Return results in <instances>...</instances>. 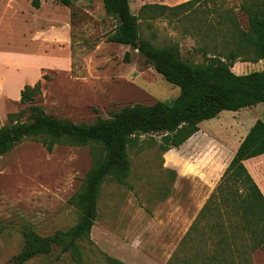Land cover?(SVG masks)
Here are the masks:
<instances>
[{
    "label": "rangeland",
    "instance_id": "1",
    "mask_svg": "<svg viewBox=\"0 0 264 264\" xmlns=\"http://www.w3.org/2000/svg\"><path fill=\"white\" fill-rule=\"evenodd\" d=\"M129 1L138 15L146 3L175 5L186 0ZM221 2L246 26V15L239 10L241 0ZM206 17L213 20V14ZM138 23L142 37L157 45L176 44L188 61L205 60L197 50L203 42L185 31L192 25L189 19L139 17ZM115 26L101 0H74L67 7L40 0L39 8L31 0H0V126L8 113L24 107L18 96L22 87L39 79V103L45 111L78 123L108 118L133 103H171L179 87L158 74L137 49L108 42ZM262 69V60H237L232 65L236 74ZM44 74L47 79L41 78ZM258 118L264 122V102L238 111L223 110L199 123L201 133L194 140L209 145L191 151L161 152L160 134L140 135L138 144L128 147L127 184L106 181L102 185L98 217L90 232L92 243L82 242L83 264H108L105 255L126 264H167L214 192L232 151ZM91 163L88 145L60 143L48 152L34 140H24L0 156V264H12L21 250L22 228L51 235L77 221V211L68 200ZM255 165L264 169V155L246 163L253 172ZM251 260L264 264L263 251L254 250ZM25 264L75 263L54 247L50 254Z\"/></svg>",
    "mask_w": 264,
    "mask_h": 264
},
{
    "label": "trees",
    "instance_id": "2",
    "mask_svg": "<svg viewBox=\"0 0 264 264\" xmlns=\"http://www.w3.org/2000/svg\"><path fill=\"white\" fill-rule=\"evenodd\" d=\"M53 1L67 7L74 0ZM221 1L146 3L137 15L129 0H101L106 15L116 22L106 40L137 49L158 74L178 86L179 93L171 103H133L108 118L78 123L45 111L39 103L41 79L22 87L19 103L24 107L8 113L0 126V156L24 140H34L48 152L60 143L88 145L92 163L79 189L68 200L77 211V221L51 235H40L27 226L22 228L23 246L12 257V264H25L48 255L54 247L61 254L67 253L75 264H83L82 242L92 243L90 232L98 217L102 185L106 181L127 184L131 165L128 147L137 145L140 135L160 134L158 147L166 152L179 148L195 134L201 121L214 118L223 110L238 111L264 102V69L244 74L232 71L237 60L264 61V0H241L239 10L246 15V26ZM31 4L39 8L40 0H31ZM206 14H213V20L203 18ZM160 16L192 22L185 31L203 42L197 48L205 58L203 62L183 59L176 44L157 45L141 36L139 17ZM125 55L128 58V53ZM259 155H264V122L258 118L240 141L214 192L167 264H252L254 250L264 253V195L244 163ZM105 260L108 264H126L109 255H105Z\"/></svg>",
    "mask_w": 264,
    "mask_h": 264
},
{
    "label": "crops",
    "instance_id": "3",
    "mask_svg": "<svg viewBox=\"0 0 264 264\" xmlns=\"http://www.w3.org/2000/svg\"><path fill=\"white\" fill-rule=\"evenodd\" d=\"M20 94V92H19ZM19 96V95H18ZM200 132V129L195 133L193 134L189 139H187L179 148H180V151L183 152V151H186V150H189L190 148V151L191 150H196V148L200 145V144H196V140H194V137L196 135H198ZM204 133V132H202ZM204 145H209L208 142H204L203 145H200V146H204ZM239 145V144H238ZM237 145V147H238ZM236 147V148H237ZM173 150V149H172ZM236 150V149H235ZM234 154V150L232 151L231 153V156H230V159L231 157L233 156ZM260 156V155H259ZM258 157V156H256ZM255 158V157H253ZM251 159V158H250ZM247 161H249V159L245 160L244 163L246 165ZM229 162V161H228ZM227 162V163H228ZM227 163L225 165H227ZM255 171L253 172L250 168H248L247 166V169L248 171L250 172V174L252 175V177L254 178L255 182L257 183V185L259 186V188L261 189L263 195H264V169L262 167H260V165H255Z\"/></svg>",
    "mask_w": 264,
    "mask_h": 264
}]
</instances>
